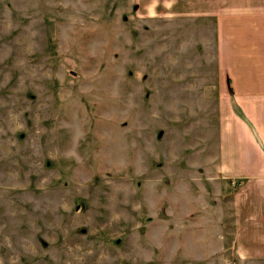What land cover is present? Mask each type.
<instances>
[{"label": "rangeland", "instance_id": "rangeland-1", "mask_svg": "<svg viewBox=\"0 0 264 264\" xmlns=\"http://www.w3.org/2000/svg\"><path fill=\"white\" fill-rule=\"evenodd\" d=\"M201 7L0 0V264H264L212 174L246 117Z\"/></svg>", "mask_w": 264, "mask_h": 264}, {"label": "crops", "instance_id": "crops-1", "mask_svg": "<svg viewBox=\"0 0 264 264\" xmlns=\"http://www.w3.org/2000/svg\"><path fill=\"white\" fill-rule=\"evenodd\" d=\"M201 17L203 61H218L235 113L249 120L218 125L212 174L233 187L235 258L264 261V0H202Z\"/></svg>", "mask_w": 264, "mask_h": 264}]
</instances>
